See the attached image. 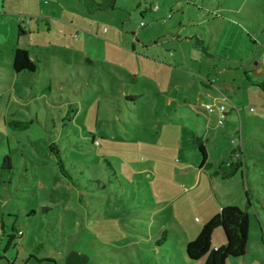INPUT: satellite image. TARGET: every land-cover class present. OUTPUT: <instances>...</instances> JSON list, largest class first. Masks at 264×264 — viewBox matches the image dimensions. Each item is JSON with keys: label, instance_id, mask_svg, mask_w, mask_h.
Wrapping results in <instances>:
<instances>
[{"label": "rangeland", "instance_id": "374dc122", "mask_svg": "<svg viewBox=\"0 0 264 264\" xmlns=\"http://www.w3.org/2000/svg\"><path fill=\"white\" fill-rule=\"evenodd\" d=\"M108 1L115 3L109 15L113 23L99 36L119 41L111 32L116 26L133 39L135 53L144 50L132 36L146 44L172 36L164 46L202 75L207 72L203 58L211 57L201 49L202 41L212 35L206 44H212V62L220 69L211 67L210 77L228 100L224 122H217L205 142L211 163L200 169L202 154L189 138L197 125L188 114L161 121L159 130L154 119L142 115L149 111L147 102L137 106L114 90L112 96H82L90 101L77 103L73 115L66 96L57 89L53 97L40 96L39 88H30L28 74L20 86L36 92L31 111L18 93L13 101H0V165L3 154L13 164L9 175L0 170V261L12 264L22 254L28 264H203L184 258L185 242L209 219L215 200L238 204L249 215L248 249L225 264H264V64L261 72L254 64L264 50V0ZM149 3L161 5L164 18L144 10ZM84 11V0H0V37L15 42L19 25L29 27L49 16L53 42L59 44L60 21L74 18L81 29L89 28ZM81 32L76 41L67 32L65 44L80 48ZM189 54L192 61L185 58ZM135 68L138 61L131 55V72ZM16 120L29 122L19 126ZM183 120L190 122L188 128ZM231 139L242 143L243 164L227 176L214 173L223 162L239 160ZM52 142L72 179L59 170ZM210 175L217 177L212 183ZM160 222L168 228L167 239L155 250L148 236ZM219 235L223 240L221 226L213 232V247L222 244Z\"/></svg>", "mask_w": 264, "mask_h": 264}, {"label": "crops", "instance_id": "0c3cea01", "mask_svg": "<svg viewBox=\"0 0 264 264\" xmlns=\"http://www.w3.org/2000/svg\"><path fill=\"white\" fill-rule=\"evenodd\" d=\"M102 1L103 0H101V2ZM57 4L59 6L63 5H60L59 2H57ZM156 5H158V8L155 9V5L152 6L151 3H149L148 7L144 6V10H148L155 17L157 13L163 17L165 9L159 4ZM84 7L85 11L84 14H82L84 15L83 17L86 24L90 25L89 28L81 29V27L74 24V18L67 23H65V21H60V27L58 29L59 44L53 42L54 34L51 32V25L48 19L49 16H47V19H44V21H42V19H37L34 25L29 21L28 23L31 24L29 27L23 24L19 25L22 27V32H18L15 42L4 41L0 37V101H13L18 93L26 97L25 101L27 103L23 104V106L31 111L30 109L32 107L30 104L32 99L34 98L37 100L36 92L32 91V89L27 92V90H22V86H20L21 79L23 77H28V74L32 75L30 79L31 82H28L30 88H39L40 96L47 95V97H53L50 93H52L54 89H57L61 94L66 96L68 99L67 111L72 112L73 115H75L78 110L75 106L77 103H81L82 101L89 103L90 101V99L87 98L82 99V96L91 94L97 98L101 97L104 93L112 96V91L115 90L118 96H123L127 101H133L137 106H139L138 103L147 102L149 104V111L143 112L142 115L149 119H154L153 123L157 127H159L163 120H167L168 123H171L174 119L177 121L189 115V117L192 118V122L197 125L196 128L189 130L190 133H192L189 138L194 139L196 145L197 137L203 141L207 152V159L203 165H200V169L207 168L206 166L210 165L211 162L208 160V147L205 142L209 136L214 134L213 130L217 126V121L213 123V120H217V115L214 112L207 113L200 107V104L211 101L214 96L221 93L220 86L215 83L216 79L211 78L213 76L210 77L211 67L217 68L218 66V64L214 66L212 62L214 55L212 44H206V38L210 40V36L212 35L209 37L206 36L205 40L203 39L202 41L201 49L205 54L211 56L203 58V64H207V72L206 75H202L200 71L197 73L193 68H188V65L185 66L181 59L176 57V53L171 51V47L164 46L167 41L171 40L172 36L170 38H164L162 42L161 40L155 39L152 44H146L145 41L138 40L137 37L132 36L144 50L142 53H135L136 47L133 39L120 32L116 26L112 27L111 32L115 36L119 35V41L99 36L101 33L100 30H104L105 32L109 30V21L113 23L109 15L111 14L110 12L115 10L114 2L102 7H97L95 5L93 7L87 6L84 2ZM223 9L227 10V8ZM49 11L53 12L54 9H49ZM52 17L55 18V15H52ZM220 18L224 17L221 16ZM91 26L93 28H91ZM64 27H68L67 29H69V31H66ZM81 30H83L84 35L80 48L67 46L65 44L67 43V32L72 34L73 40L76 41V39L79 40L78 37H81ZM193 33L197 35L196 32ZM60 34L64 36L62 41L60 40L62 36ZM203 34L205 35L206 32L204 31ZM162 35L163 34H161V36ZM158 37L159 36H157V38ZM175 37H178V35ZM187 37L188 36L185 34V38ZM197 39L200 40L199 37H197ZM212 41H214V38ZM190 42L189 40V43ZM152 46L153 49L150 50ZM18 47H23L28 50L30 58L36 61L35 70H15L13 67V60L15 50ZM148 53H151V55ZM263 54L264 50L259 54L258 60L254 56V64L258 65L256 69L259 72L262 71L259 65L264 64ZM131 55L136 56L138 61V68H135L132 72ZM193 56V54H189L185 58L187 61H192ZM218 68L220 69L219 66ZM115 81H118L117 83L121 85L115 86ZM34 83L38 85L36 86ZM183 87H185V89ZM189 91L195 96L193 102L189 100ZM64 96L60 95L59 97L62 99ZM165 104L170 106L174 105L172 109L166 108L164 109L165 111H163L162 108ZM185 106L190 108V112L187 111ZM87 108L88 107L85 105V110H87ZM194 114L196 117H193ZM199 115L203 117L202 121L199 120ZM35 117H38L37 112H35ZM29 121L33 122V119L31 118ZM226 122H228V120ZM182 124L187 127L186 124L189 125L190 122L187 123L184 121ZM158 129L161 130L162 128L159 127ZM52 144L60 151V148L55 142H52ZM22 154H24V152H22ZM243 154V147L240 141V144L234 147L233 155L239 158L242 164ZM26 157L28 156L24 155V158ZM216 178L217 177H213L212 175L209 177L211 183ZM223 205L221 201L214 200L213 204L211 203L209 205L211 214L209 218ZM162 226H164V223L160 222L155 230L150 231L148 237ZM216 231L218 232V230ZM222 237L223 240L220 239L219 235V243L222 241L223 244L226 241L224 232ZM165 243L166 241L160 246H154L155 250ZM172 244H174L173 241ZM219 245L221 244L216 243V246ZM166 250L169 249L166 248ZM173 257V254L169 255L168 259L172 260ZM184 258L189 260L185 250ZM24 259V255L19 254L10 262L12 264H28ZM0 264L5 263L0 261Z\"/></svg>", "mask_w": 264, "mask_h": 264}, {"label": "trees", "instance_id": "16d2710c", "mask_svg": "<svg viewBox=\"0 0 264 264\" xmlns=\"http://www.w3.org/2000/svg\"><path fill=\"white\" fill-rule=\"evenodd\" d=\"M87 6L97 7L106 6L111 4L108 0L98 2L96 0H84ZM18 32L21 33L22 29L19 26ZM13 67L15 70H30L36 68V61L30 58L28 50L23 47H18L15 50L13 60ZM29 121H14L15 125L26 126ZM54 155L58 157L57 166L59 170L69 179L72 175L65 167L62 159L60 158V151L52 143L49 144ZM197 147L202 154L200 165H203L207 159L206 148L203 141L197 137ZM238 165H242L241 160H228L223 162L219 168L214 170V173H222L224 176L232 173ZM13 168L11 157L5 154L2 157L0 170H4V174L9 175ZM2 175V174H0ZM217 226H221L226 237L225 243L219 246H212V234ZM168 228L162 226L154 231L150 237V246H160L166 239ZM249 238V215L248 212L240 207L238 204H227L207 219L201 226L198 234L194 239H191L185 244V253L191 260L203 259V264H225L229 256H242L248 244Z\"/></svg>", "mask_w": 264, "mask_h": 264}, {"label": "built area", "instance_id": "2783aa9c", "mask_svg": "<svg viewBox=\"0 0 264 264\" xmlns=\"http://www.w3.org/2000/svg\"><path fill=\"white\" fill-rule=\"evenodd\" d=\"M155 9L158 8L156 5ZM170 16V13L168 14ZM264 60V54H263ZM228 100L227 95L221 92L219 95H216L212 98L211 101L200 104V107L204 109L207 113H216L217 122L222 124L224 122V117L226 116V101ZM233 144H240V141L237 142L236 139H231Z\"/></svg>", "mask_w": 264, "mask_h": 264}]
</instances>
